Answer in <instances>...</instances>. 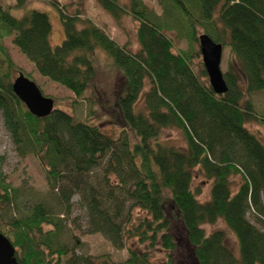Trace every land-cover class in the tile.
<instances>
[{"label":"trees","instance_id":"obj_1","mask_svg":"<svg viewBox=\"0 0 264 264\" xmlns=\"http://www.w3.org/2000/svg\"><path fill=\"white\" fill-rule=\"evenodd\" d=\"M165 1V17L174 9L183 24L176 20L173 27L193 43L198 29L229 48L226 93L213 92L202 79L204 70L194 73L192 50L172 51L164 32L170 26L143 0H96L116 23L127 15L137 22L134 51L81 18L80 10L69 13L55 1L64 31L55 46L46 13L29 10L16 18L0 6V109L19 154L36 155L45 166L63 215L37 201L14 216L18 196L0 159V232L19 264H62L65 255L64 264H108L76 255L61 239L75 194L86 210L87 232L101 233L116 248L127 240L145 246L129 244L127 259L116 264H264V145L245 127L255 120L264 128V115L252 101L254 93L264 92V0ZM26 2L15 0V6ZM8 37L41 76L75 100L86 99L95 75L93 53L101 48L125 81L115 102L123 133L112 137L60 108L44 118L30 114L11 89L17 67L3 45ZM164 129L181 130L185 146L160 142ZM126 130L138 140L132 142ZM196 167L210 181L203 202L199 187L193 188ZM97 170L101 176L93 182ZM218 220L234 235L238 256L222 230L207 234L202 228Z\"/></svg>","mask_w":264,"mask_h":264},{"label":"rangeland","instance_id":"obj_2","mask_svg":"<svg viewBox=\"0 0 264 264\" xmlns=\"http://www.w3.org/2000/svg\"><path fill=\"white\" fill-rule=\"evenodd\" d=\"M64 7L69 13H75L80 10L81 18L90 19L94 24L101 27L105 32L114 39L119 45L126 44L132 51L138 49L136 38L137 22L130 16H124L120 23H116L106 12H104L96 0H51ZM144 4L153 11L161 21L165 22L169 29L165 28L164 32L172 42V51L174 53L187 52L192 50L190 65L194 73H202L203 64L199 52L198 41L189 40L186 31L173 27L176 20L180 27L183 24L179 14L171 9L169 15L165 17V0H143ZM0 6L9 8V12L16 18H21L29 10H38L48 15L51 23V34L49 41L52 46L58 45L64 39V31L61 25L60 17L56 7L50 0H27L22 7L15 6V0H0ZM202 32L197 29L196 35ZM3 45L10 56L11 60L17 67V72L23 73L27 78L33 81L42 94L53 100V108H60L69 112L75 121H89L99 126L102 131L112 137H118L122 131V125L118 119V111L115 105L118 93L125 90V81L121 72L104 51L97 47L93 53V62L95 75L89 87L85 92L86 99L75 100L74 95L47 78L41 76L34 68L33 64L12 44V37L3 41ZM233 61L228 47L223 46L221 70L227 71L228 64ZM202 79L208 83V77L202 76ZM252 101L260 114L264 115V92L254 93ZM245 127L260 140L264 145V128L255 120L245 123ZM126 129V128H125ZM132 142L137 141V137L131 130H126ZM160 142L170 145L185 146V139L182 131L179 129H164L158 139ZM0 159L1 170L5 177L6 183L10 184L18 196L17 208L13 207L14 216L20 215L28 210L32 204L37 201H43L49 204L56 213H60L62 208L57 205L55 200V191L50 188L46 176V168L36 155H20L11 140L9 131L4 122L3 112L0 109ZM90 176L95 182L97 177L101 176L99 170L94 171ZM239 181V177L232 178V191ZM199 187L197 199L200 202L209 199L210 181L207 180L199 171L198 167L193 169V188ZM137 213L138 211L135 210ZM248 218L254 222V217L249 214ZM87 214L80 200V196L75 194L71 198L70 215L66 218L65 229L62 233V241L70 249H74L76 255L90 256L116 264L125 261L128 257L127 246L134 245L137 249L142 250L145 246L137 244L136 240H127L123 248L114 247L101 233L87 232ZM207 234L215 230H222L225 234V244L232 249L238 256V247L234 235L224 225L221 220L216 223L202 226ZM69 255L61 258L62 264L65 263ZM156 261L160 262L163 258L162 251L157 248L155 252Z\"/></svg>","mask_w":264,"mask_h":264},{"label":"water","instance_id":"obj_3","mask_svg":"<svg viewBox=\"0 0 264 264\" xmlns=\"http://www.w3.org/2000/svg\"><path fill=\"white\" fill-rule=\"evenodd\" d=\"M197 41L209 86L216 94L226 93L228 87L221 70L223 46L206 34L198 35ZM11 89L28 112L37 118L48 116L54 109L53 100L44 96L38 86L21 72L13 79ZM14 255L15 248L0 232V264H19Z\"/></svg>","mask_w":264,"mask_h":264}]
</instances>
